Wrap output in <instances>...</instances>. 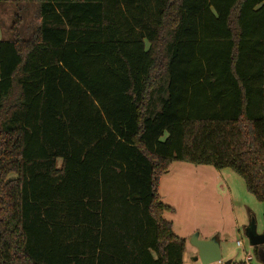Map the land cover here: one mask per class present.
Masks as SVG:
<instances>
[{
  "label": "trees",
  "instance_id": "obj_1",
  "mask_svg": "<svg viewBox=\"0 0 264 264\" xmlns=\"http://www.w3.org/2000/svg\"><path fill=\"white\" fill-rule=\"evenodd\" d=\"M0 3L39 14L0 40V264H183L175 162L264 203V0Z\"/></svg>",
  "mask_w": 264,
  "mask_h": 264
},
{
  "label": "rangeland",
  "instance_id": "obj_2",
  "mask_svg": "<svg viewBox=\"0 0 264 264\" xmlns=\"http://www.w3.org/2000/svg\"><path fill=\"white\" fill-rule=\"evenodd\" d=\"M17 20L21 39L28 40L39 24L38 5L0 3V40L11 39ZM158 194L174 211L163 219L185 241L184 264H200L194 261L193 237L217 242L221 260L215 264H264V244L255 249L247 235L251 228L255 235L264 236V203L247 192L242 178L231 169L172 163L159 181Z\"/></svg>",
  "mask_w": 264,
  "mask_h": 264
},
{
  "label": "water",
  "instance_id": "obj_3",
  "mask_svg": "<svg viewBox=\"0 0 264 264\" xmlns=\"http://www.w3.org/2000/svg\"><path fill=\"white\" fill-rule=\"evenodd\" d=\"M247 235L251 246L258 247L264 244V236H257L252 230H249ZM191 244L197 251L194 261H198L200 264H215L220 262L219 246L214 239L201 241L197 237H193Z\"/></svg>",
  "mask_w": 264,
  "mask_h": 264
},
{
  "label": "built area",
  "instance_id": "obj_4",
  "mask_svg": "<svg viewBox=\"0 0 264 264\" xmlns=\"http://www.w3.org/2000/svg\"><path fill=\"white\" fill-rule=\"evenodd\" d=\"M238 246H240V245L238 244ZM246 261H250V258H249V257H247V258H246Z\"/></svg>",
  "mask_w": 264,
  "mask_h": 264
},
{
  "label": "crops",
  "instance_id": "obj_5",
  "mask_svg": "<svg viewBox=\"0 0 264 264\" xmlns=\"http://www.w3.org/2000/svg\"><path fill=\"white\" fill-rule=\"evenodd\" d=\"M167 173H168V172H167ZM167 173H166V174H167ZM166 174H165V175H166ZM183 264H184V260H183Z\"/></svg>",
  "mask_w": 264,
  "mask_h": 264
}]
</instances>
